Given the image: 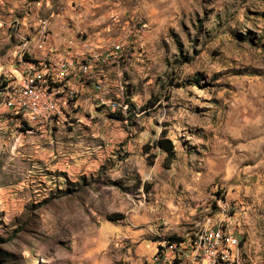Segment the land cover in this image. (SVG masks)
Here are the masks:
<instances>
[{
    "label": "clouds",
    "instance_id": "clouds-1",
    "mask_svg": "<svg viewBox=\"0 0 264 264\" xmlns=\"http://www.w3.org/2000/svg\"><path fill=\"white\" fill-rule=\"evenodd\" d=\"M0 264H264V0H0Z\"/></svg>",
    "mask_w": 264,
    "mask_h": 264
}]
</instances>
